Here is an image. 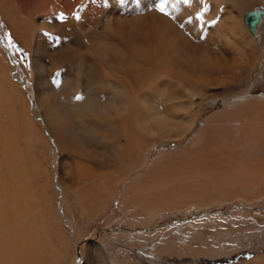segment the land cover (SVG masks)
Wrapping results in <instances>:
<instances>
[{
	"label": "bare ground",
	"instance_id": "bare-ground-1",
	"mask_svg": "<svg viewBox=\"0 0 264 264\" xmlns=\"http://www.w3.org/2000/svg\"><path fill=\"white\" fill-rule=\"evenodd\" d=\"M84 2L0 0L2 37L10 34L30 56L28 67L17 57L21 77L0 42V264H34L42 255L50 243L41 232L55 208L52 194L62 212L69 204L94 218L146 165L156 142L193 133L182 150L206 137L210 145L229 142L216 127L221 114H205L204 101L212 89L247 84L262 59L264 15L252 31L245 11L264 0H168L169 15L159 12L161 0H91L77 21ZM261 73L250 87L259 99L239 107L233 122L241 142L264 143ZM222 103L235 108L238 100L228 95ZM49 150L58 152L57 164ZM144 180L129 186L122 202L147 191Z\"/></svg>",
	"mask_w": 264,
	"mask_h": 264
},
{
	"label": "rangeland",
	"instance_id": "rangeland-1",
	"mask_svg": "<svg viewBox=\"0 0 264 264\" xmlns=\"http://www.w3.org/2000/svg\"><path fill=\"white\" fill-rule=\"evenodd\" d=\"M13 1L22 4V0ZM90 1L85 0L79 7L77 14L81 18ZM98 1L106 4L108 0ZM255 9L264 10V4L254 3L245 13ZM261 33L263 40L258 43L264 53V22ZM1 37L0 42L5 41V36ZM5 42L3 53L10 64L18 66V55H24L23 62L28 67L30 56L24 48L16 44L14 49L9 39ZM16 48L22 51L18 54ZM263 53L251 81L241 87L212 89L204 101L205 114H221L216 127L219 134L228 133L225 140L229 142L215 146L210 145L209 137L201 143L199 138V145L182 150L194 133L179 142H156L147 152L146 165L120 185L115 200L94 218L88 213L82 217L69 204L62 212L61 198L52 194L53 213L59 219H52V212L45 215L46 219L43 217L45 228L41 234L50 243L44 245L34 264H264V143L238 141L241 133L233 124L239 107L259 99L251 94L250 87L255 85L258 73L264 74ZM18 68L22 77L24 70ZM228 95H232V101L237 98L235 108L222 105ZM260 100L264 101L263 95ZM204 116L198 122L200 128L204 126ZM54 153L58 154L50 153L51 162L57 164ZM166 153L165 161L157 162L158 156ZM152 164L156 168L148 172ZM141 177L148 182V190L132 202H122L124 191ZM43 199L41 196L42 203ZM25 262L22 264H28Z\"/></svg>",
	"mask_w": 264,
	"mask_h": 264
},
{
	"label": "snow or ice",
	"instance_id": "snow-or-ice-1",
	"mask_svg": "<svg viewBox=\"0 0 264 264\" xmlns=\"http://www.w3.org/2000/svg\"><path fill=\"white\" fill-rule=\"evenodd\" d=\"M119 2H120L121 4H124V3H126V0H119ZM183 2H184V3H188L189 0H183ZM167 3H168V0H161V3L158 5V10H159L160 13H163V14H165V15H169V13H168L167 10H166V5H167ZM205 11H207V9H205ZM58 18H59L61 21H64V20H65V16H64L63 14H61ZM75 19H76L77 21H79V20L81 19V17L79 16V14H76ZM215 22H216V21H213V23H215ZM181 26H183V25H181ZM44 35H45L46 37H48V38H51V34H49V33H45ZM8 39H9V44L12 45V47H16L14 44H12V40H11V36H10V34H9ZM54 39H55V43H56V45H59L60 42H61V38H60V37H55ZM16 51H17V53H20L22 50L19 49V48H16ZM20 59L23 61V60L26 59V57H25L24 55H21V56H20ZM75 99H76V100H82L83 97L78 95V96L75 97Z\"/></svg>",
	"mask_w": 264,
	"mask_h": 264
},
{
	"label": "water",
	"instance_id": "water-1",
	"mask_svg": "<svg viewBox=\"0 0 264 264\" xmlns=\"http://www.w3.org/2000/svg\"><path fill=\"white\" fill-rule=\"evenodd\" d=\"M263 15H264V11L261 10H255L249 12L246 15V22L252 31L255 29L256 24L262 19Z\"/></svg>",
	"mask_w": 264,
	"mask_h": 264
}]
</instances>
